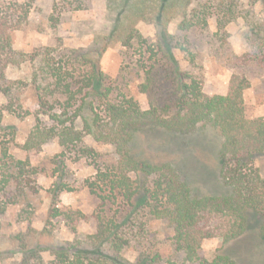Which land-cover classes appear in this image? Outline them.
Returning <instances> with one entry per match:
<instances>
[{
	"label": "trees",
	"instance_id": "obj_1",
	"mask_svg": "<svg viewBox=\"0 0 264 264\" xmlns=\"http://www.w3.org/2000/svg\"><path fill=\"white\" fill-rule=\"evenodd\" d=\"M61 1L75 9L82 4ZM106 2L112 24L88 46L41 45L26 52L15 48L14 34L29 23L34 1L0 0V95L6 100L0 106V212L17 209V223H29L25 234L14 237L23 263L243 264L247 253L231 252L230 245L249 239L256 244L252 253L264 250V116L247 115L244 96L251 83L245 75L233 74L226 94L205 91L203 79L192 71L196 62L189 34L207 31L216 18L221 35L253 9L243 8L240 0ZM140 22L154 28L153 38L144 36ZM253 24L259 41L263 20ZM262 42L250 60L264 66ZM115 46L124 49L122 78L138 77L147 107L122 78L104 71L101 59ZM13 70L26 75L12 78ZM28 90L35 98L31 107L24 102ZM7 118L34 119L23 144ZM151 127L182 135L200 127L216 130L222 138L216 161L222 191L195 196L174 163L136 157L131 144ZM51 142L60 152L49 160L50 208L37 230L32 213L42 191L38 178L47 168L35 164L32 155ZM106 145L113 149L111 158L99 150ZM78 161L94 169L82 187L97 202L91 214L95 228L85 237L60 240L59 222L76 234L88 218L61 203L62 194L76 190L69 165ZM216 239L222 246L205 256V243Z\"/></svg>",
	"mask_w": 264,
	"mask_h": 264
},
{
	"label": "rangeland",
	"instance_id": "obj_2",
	"mask_svg": "<svg viewBox=\"0 0 264 264\" xmlns=\"http://www.w3.org/2000/svg\"><path fill=\"white\" fill-rule=\"evenodd\" d=\"M33 1L29 23L14 34V45L18 50L32 52L35 47L41 45L86 47L92 42L97 32L109 29L112 24L106 0H82V4H79V8L76 9L62 4L61 0ZM252 2L253 0H240L243 8H252L253 11L231 22L224 32H220L223 36L216 34L218 31L216 18L210 19L207 31H194L189 34L190 47L196 62L192 71L203 79L207 93L226 94L233 74L245 75L250 80L251 87L245 91L244 96L247 115L250 118L264 116V66L250 60L254 57L253 50L259 42L263 40L262 43H264V38L258 41L251 30L256 21L259 23L262 19L264 24V3L259 0L252 5ZM176 26V24L171 25L172 32L176 31ZM138 27L144 36L148 38L155 36V30L151 25L140 22ZM123 51L121 46H115L110 48L101 59L104 71L114 78H122V70L125 67ZM181 56L191 59L189 54ZM183 66L190 67L184 60ZM10 75L12 78H18L26 75V72L13 70ZM121 82L144 107L148 106L146 96L138 91V77L134 74H126ZM24 100L27 107L34 106L35 98L31 90L24 94ZM4 103L6 100L0 95V106ZM7 123L16 125L18 142L23 144L34 124V119L24 121L7 118ZM221 143L220 134L210 128L200 127L192 134L182 135L151 127L139 132L131 144V149L140 159L174 163L190 185L192 193L195 196H201L222 191L219 168L216 163ZM99 150L107 158L112 157L113 149L110 146H100ZM58 152H60L58 144L51 142L46 144L42 152L32 155L35 164L41 168H47L45 173L39 175L38 182L42 191L39 198L35 199V212H31L32 225L37 230L44 226L48 217L51 202L48 191L54 181V178L50 176L52 171L49 160ZM69 168L71 170L69 181L75 182L72 184L76 190L62 194L61 203L64 207L81 210L87 214L88 218L79 224L76 234L65 227L63 222H59L55 233L60 240L85 237L95 228L91 214L97 202L82 187L83 180L93 175L94 169L86 161L70 162ZM18 213L17 209L0 212V264H24L14 237L21 232L25 234L29 223L27 221L17 223L15 219ZM221 246L222 242L218 239L206 242L205 256L212 257ZM230 246H232L231 252L239 250L241 253H247V257L240 256L243 264H264V250L257 251V254L250 251L256 248L253 240L243 239ZM45 255L46 258H50L48 253Z\"/></svg>",
	"mask_w": 264,
	"mask_h": 264
}]
</instances>
